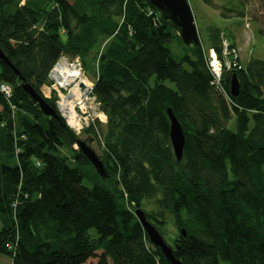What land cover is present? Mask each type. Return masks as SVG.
I'll return each mask as SVG.
<instances>
[{"label":"trees","instance_id":"16d2710c","mask_svg":"<svg viewBox=\"0 0 264 264\" xmlns=\"http://www.w3.org/2000/svg\"><path fill=\"white\" fill-rule=\"evenodd\" d=\"M202 2L223 19L247 18L241 3ZM254 21L264 36V15ZM173 40L185 45L149 0H0V85L12 88L0 92V253L12 264H171L134 213L144 206L164 239L167 226L176 231L182 264H264V61L231 58L228 68L210 27L217 79L201 42L176 60ZM63 56L95 75L107 118L79 135L43 93ZM168 109L185 134L181 161ZM80 141L99 146L105 179Z\"/></svg>","mask_w":264,"mask_h":264},{"label":"rangeland","instance_id":"374dc122","mask_svg":"<svg viewBox=\"0 0 264 264\" xmlns=\"http://www.w3.org/2000/svg\"><path fill=\"white\" fill-rule=\"evenodd\" d=\"M217 5L238 6L241 3L246 11L247 18H231L223 19L219 11L205 5L202 0H190L189 6L193 13L197 26L200 42L207 53L210 60V65L215 67V72H220L221 63L217 59V55L208 50L209 48V29L214 27L221 32L224 40L229 44L232 43L236 48L237 59L244 66L252 59H260L264 61V36L259 33V25L256 23L255 17L264 15V5L262 0H214ZM254 15V16H252ZM184 44V43H183ZM186 45V44H185ZM178 40H173L169 45L173 52L174 58L178 60L187 53V48ZM104 46V45H103ZM229 59L232 57H228ZM94 67V66H93ZM86 75L94 83L95 75L87 72ZM53 96V95H52ZM105 124V123H102ZM229 128L236 132V118L233 117L229 122ZM92 149L99 155L101 150L97 144L92 145ZM84 184L91 186L87 179H84ZM143 211L150 210L149 207H142ZM161 234V233H160ZM176 231L171 225L165 228L166 243L171 247L175 238ZM172 243V244H171ZM90 262H97L91 260ZM0 264H12V258L0 253Z\"/></svg>","mask_w":264,"mask_h":264},{"label":"water","instance_id":"95a60500","mask_svg":"<svg viewBox=\"0 0 264 264\" xmlns=\"http://www.w3.org/2000/svg\"><path fill=\"white\" fill-rule=\"evenodd\" d=\"M156 8H158L166 19L171 20L179 29L182 41L187 46L196 45L200 42L197 26L189 2L187 0H149ZM0 61L8 63L4 53L0 49ZM22 88L38 103L44 115L56 117L57 113L43 97H41L30 85L23 84ZM240 85L235 76H233L230 92L232 96H237ZM170 120V139L173 152L178 161L183 159L184 148L186 145L185 134L181 123L173 114L171 109L167 111ZM79 148L84 156L88 158L95 168L96 172L102 177L107 175L104 170L103 163L97 156L96 152L84 141L79 142ZM135 215L146 232L150 242L158 247L163 255L171 262V264H182L174 256L173 249L166 243L159 231L153 226L146 217L145 212L141 208L135 210Z\"/></svg>","mask_w":264,"mask_h":264},{"label":"built area","instance_id":"2783aa9c","mask_svg":"<svg viewBox=\"0 0 264 264\" xmlns=\"http://www.w3.org/2000/svg\"><path fill=\"white\" fill-rule=\"evenodd\" d=\"M223 53L228 68L237 66L234 61H231V58H228L237 59L236 51L230 49L225 40ZM211 67L215 77L219 79L221 69L217 73L212 64ZM49 79L51 83L45 87L48 91L46 96L50 97L52 94L56 96V105L60 115L78 135L96 121L106 123L107 118L100 110L97 98L92 93L94 84L87 77L79 58L61 57L49 73ZM0 92L9 98L12 90L10 86L1 84Z\"/></svg>","mask_w":264,"mask_h":264},{"label":"crops","instance_id":"0c3cea01","mask_svg":"<svg viewBox=\"0 0 264 264\" xmlns=\"http://www.w3.org/2000/svg\"><path fill=\"white\" fill-rule=\"evenodd\" d=\"M43 92H44L45 95L48 94V91H46L45 87L43 88Z\"/></svg>","mask_w":264,"mask_h":264},{"label":"bare ground","instance_id":"6f19581e","mask_svg":"<svg viewBox=\"0 0 264 264\" xmlns=\"http://www.w3.org/2000/svg\"><path fill=\"white\" fill-rule=\"evenodd\" d=\"M219 73V72H218ZM24 82V81H23ZM11 88V87H10ZM11 90H12V88H11ZM45 95V94H44ZM46 96V95H45ZM46 97H48V96H46ZM51 97V96H50ZM49 98V97H48ZM106 115V114H105ZM46 116V115H45ZM49 117V116H48ZM63 118V117H62ZM172 244V243H171Z\"/></svg>","mask_w":264,"mask_h":264}]
</instances>
